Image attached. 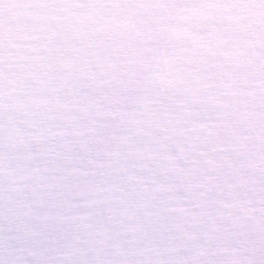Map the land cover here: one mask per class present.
Returning <instances> with one entry per match:
<instances>
[{"label":"snow or ice","instance_id":"1","mask_svg":"<svg viewBox=\"0 0 264 264\" xmlns=\"http://www.w3.org/2000/svg\"><path fill=\"white\" fill-rule=\"evenodd\" d=\"M0 264H264V0H0Z\"/></svg>","mask_w":264,"mask_h":264}]
</instances>
